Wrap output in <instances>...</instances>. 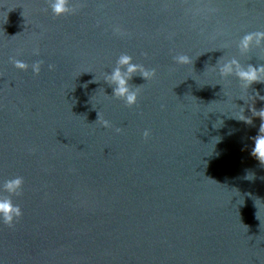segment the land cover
<instances>
[{
	"label": "water",
	"instance_id": "1",
	"mask_svg": "<svg viewBox=\"0 0 264 264\" xmlns=\"http://www.w3.org/2000/svg\"><path fill=\"white\" fill-rule=\"evenodd\" d=\"M69 6L54 17L46 0H0V182L24 178L0 264H264V165L249 139L261 121L234 118L264 83L246 92L211 69L220 56L264 63L233 43L264 29V0ZM121 53L157 70L131 78L132 107L104 80Z\"/></svg>",
	"mask_w": 264,
	"mask_h": 264
},
{
	"label": "clouds",
	"instance_id": "2",
	"mask_svg": "<svg viewBox=\"0 0 264 264\" xmlns=\"http://www.w3.org/2000/svg\"><path fill=\"white\" fill-rule=\"evenodd\" d=\"M46 2L48 9H45V11L50 9L54 17L75 14L77 11L75 8L69 6L70 0H46ZM113 31L123 34L119 26H115ZM233 43L239 55H245L253 50H259L264 54V29L245 32ZM35 54L39 55L38 50H35ZM173 60L175 63L182 65L192 63L191 57L186 54L176 55L173 57ZM9 62L15 69L20 71H28L31 69L33 75H39L42 64L44 63L43 60H36L29 65L15 56H10ZM48 67L51 70L52 65ZM211 69L221 79L234 77L246 92L252 84L264 83V63H257L256 65L247 63L245 65L240 62L237 55L230 57L220 56L215 65H211ZM135 74H139L145 81H148L157 75V70L156 68H149L141 63H136L131 55L121 53L116 58L115 65L111 68V71L104 75V80L112 86L111 96L119 99L128 107L135 106L138 102L139 89H134L129 83ZM250 98L253 101L251 106L248 107L251 116H246L244 114V107L239 106L238 117L234 118L251 124L252 117H259L261 123L258 132L255 136L249 137L252 141L250 155L259 161L261 165H264V108L256 110L253 106L256 99L264 101V96L260 95L259 92H255ZM240 100L246 103L243 97ZM103 126L108 127L109 121L104 120ZM147 135L148 133L145 131V136ZM23 185L24 178L19 175L0 182V223L6 225L8 228L14 227L15 223L23 215L20 204L14 203L12 199L13 196L20 197L23 194ZM3 193H7V195H3Z\"/></svg>",
	"mask_w": 264,
	"mask_h": 264
}]
</instances>
